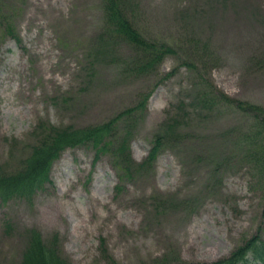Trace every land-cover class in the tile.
<instances>
[{
	"label": "rangeland",
	"instance_id": "obj_1",
	"mask_svg": "<svg viewBox=\"0 0 264 264\" xmlns=\"http://www.w3.org/2000/svg\"><path fill=\"white\" fill-rule=\"evenodd\" d=\"M136 1L140 11L126 10L128 18L174 52L154 73L129 78L125 46L91 69L102 1L0 0L4 172L22 169L36 123L100 126L148 97L115 127L114 136H130L124 183L112 153L94 163V149L82 145L56 159L32 200L0 203V264H20L28 230L47 243L56 236L70 264H208L253 238L264 242V118L194 100L214 87L264 110V0ZM163 122L173 135L160 133ZM159 133L157 159L141 168Z\"/></svg>",
	"mask_w": 264,
	"mask_h": 264
},
{
	"label": "trees",
	"instance_id": "obj_2",
	"mask_svg": "<svg viewBox=\"0 0 264 264\" xmlns=\"http://www.w3.org/2000/svg\"><path fill=\"white\" fill-rule=\"evenodd\" d=\"M101 3V27L93 40V45L88 59L91 69L95 68V61H103L109 58H116L119 48L125 46L130 52L131 60L126 63L124 74L129 78L142 77L153 73L157 66L166 56L173 54L174 50L167 44L150 42L139 32L132 19L128 18L127 11L131 13L138 11L139 4L136 0H100ZM140 11V9H139ZM6 33L13 28L5 21ZM16 39V38H14ZM17 40V39H16ZM19 41V40H17ZM120 55V54H119ZM114 60V62H117ZM147 96V95H146ZM144 96L138 105L126 110L112 120L110 123L85 129L54 128L51 125L39 124L34 128L32 136L35 142L29 147L27 156H24V164L19 171L4 172L0 167V203L5 204L12 199L32 200L33 196L42 191L49 183L50 170L60 154L67 148H77L82 145H90L95 150L96 158L101 154H111L116 159L115 168L119 171V180H125L132 174L130 170L129 141L130 136L126 130L121 136L116 134V124L123 117H132L133 112L142 111L146 106L148 97ZM219 99H225L244 112H249L257 118H264V110L251 104H245L237 100H231L225 95H208L200 93L194 98L200 108ZM205 109V108H204ZM174 134L175 126L169 122H163L160 133ZM157 135L153 142L147 159L140 164L141 168H147L156 160L160 151V137ZM10 226H7V230ZM57 237L44 241L38 231L28 230L26 245L22 252L20 264H70L57 249ZM255 264H264V243L257 238L244 243L241 247L230 253L229 257L218 262L208 264H247L249 261ZM115 264V263H111ZM149 264H206L190 263L182 261L153 260Z\"/></svg>",
	"mask_w": 264,
	"mask_h": 264
}]
</instances>
